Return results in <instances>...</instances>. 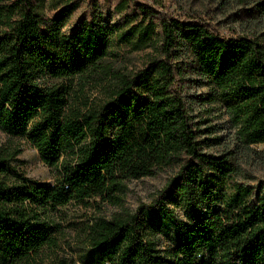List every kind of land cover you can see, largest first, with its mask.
<instances>
[{
	"label": "trees",
	"instance_id": "1",
	"mask_svg": "<svg viewBox=\"0 0 264 264\" xmlns=\"http://www.w3.org/2000/svg\"><path fill=\"white\" fill-rule=\"evenodd\" d=\"M77 1L47 18L35 13L32 0H0V132L26 139L57 172L51 185L18 174L13 183L0 179V264H25L56 247L49 214L94 199L117 204L129 181L166 169L178 172L160 192L156 213L95 218L82 264H264V184L257 194L240 184L228 190L237 165L202 153L218 140H199L184 103L168 91L188 74L205 80L210 101L225 106L238 143L248 151L264 146L261 47L215 36L200 23H157L144 11L132 23L127 14L122 25L130 27L120 43L133 40L135 50L153 48L159 57L180 46L188 57L179 65L156 57L124 75L104 63L113 55L117 27L92 18L63 33ZM257 7L264 11V2ZM89 73L108 81L106 101L74 109L66 83ZM18 155L0 149V176ZM156 234L169 242L164 249L152 239Z\"/></svg>",
	"mask_w": 264,
	"mask_h": 264
},
{
	"label": "rangeland",
	"instance_id": "2",
	"mask_svg": "<svg viewBox=\"0 0 264 264\" xmlns=\"http://www.w3.org/2000/svg\"><path fill=\"white\" fill-rule=\"evenodd\" d=\"M32 1L36 5L35 13L50 18L69 0ZM262 2L264 0H78L63 28V33L69 34L78 22L92 18L101 25L117 27L113 55L108 56L104 63L112 70L130 76L145 69L153 58H160L171 65H179L187 61L188 55L180 46H175L169 57H159L153 48L135 50L133 40L120 43V34L130 27L122 25L125 15H130L126 20L133 21L132 23L142 18V11L149 12L156 22L164 20L170 23L175 20L180 23H200L215 36L252 40L264 53V11L257 7V4ZM120 3L126 5L124 12L119 10ZM54 82L49 79L45 81L50 85ZM66 86L69 88V105L82 111L101 106L108 95V81L95 73L75 78L66 83ZM168 91L184 103L194 129L200 131L199 140H218L212 147L203 146L202 153L223 157L237 165L238 172L230 177L227 189L240 184L252 187L253 193L257 194L259 184H264V146H252L248 151L238 143L236 130L225 106L210 101L209 87L205 80L188 74L186 80L175 82L169 86ZM0 149L8 152L19 151L8 172L0 176L1 180L13 183L17 179L14 174H18L34 182L50 185L55 182L57 172L40 160L37 151L26 139H11L0 132ZM177 172V169H166L154 177L129 181L117 204L94 199L88 205L70 203L59 212L49 214V220L56 227V247L43 249L38 255H32L25 264H52L59 259H64L68 264H82L87 252V226L95 218L111 219L122 211L131 214H136L138 210L156 213L155 202L158 201L160 192ZM173 210L179 220H185L181 209ZM152 239L156 241L159 249H164L169 244L167 239L159 234Z\"/></svg>",
	"mask_w": 264,
	"mask_h": 264
}]
</instances>
